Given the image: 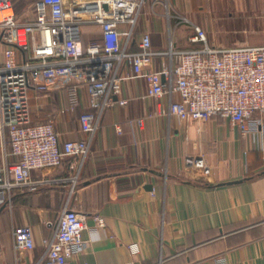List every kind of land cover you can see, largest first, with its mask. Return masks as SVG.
Masks as SVG:
<instances>
[{
    "label": "crops",
    "instance_id": "1",
    "mask_svg": "<svg viewBox=\"0 0 264 264\" xmlns=\"http://www.w3.org/2000/svg\"><path fill=\"white\" fill-rule=\"evenodd\" d=\"M144 3L132 50L144 32L157 51L200 48L192 41L195 25L210 46L264 45V0ZM82 31L85 45L101 39L99 24L85 23ZM170 62L169 55L156 56L153 68ZM118 73L122 91L101 115L84 162L66 157L57 168L33 170L34 180L49 182L16 190L0 208V264H55L45 257L44 240L53 237L65 206L88 221L87 247L65 264H264V115H255L259 133L244 134L219 116L170 114L177 94L148 96L145 73L135 74L125 62ZM80 93L72 107L67 87L32 89V121L54 118L62 141L86 138L79 121L88 110L84 85ZM24 224L32 227L35 247L15 250L14 229Z\"/></svg>",
    "mask_w": 264,
    "mask_h": 264
},
{
    "label": "built area",
    "instance_id": "2",
    "mask_svg": "<svg viewBox=\"0 0 264 264\" xmlns=\"http://www.w3.org/2000/svg\"><path fill=\"white\" fill-rule=\"evenodd\" d=\"M144 1L35 0L34 18H30L18 14L19 0H0V208L12 203L16 190H37L49 182L34 180L33 170L57 168L66 157L84 162L101 115L122 91L118 68L123 62L135 74L145 73L148 96H179L171 100L170 114L197 120L219 116L244 134L260 132L261 120L255 115H264V45L210 46L204 30L195 25L192 41L202 43L200 48L157 51L151 34L144 32L138 49L132 50ZM85 23L101 26L100 40L85 45ZM159 55H169L171 62L156 70L153 64ZM113 63L117 67L110 73ZM97 70L103 74L83 78ZM75 78L84 81L70 82ZM80 85L88 95V110L79 118L86 138L62 141L54 118L32 121V89L48 92L67 87L70 104L76 107L81 101ZM120 103L126 104L127 99ZM137 123L142 126L143 119ZM95 219L102 221L99 215ZM86 229V214L65 206L53 237L44 240L48 262L65 264L86 248ZM34 247L32 227H15V250ZM130 248L139 253L136 244Z\"/></svg>",
    "mask_w": 264,
    "mask_h": 264
},
{
    "label": "rangeland",
    "instance_id": "3",
    "mask_svg": "<svg viewBox=\"0 0 264 264\" xmlns=\"http://www.w3.org/2000/svg\"><path fill=\"white\" fill-rule=\"evenodd\" d=\"M35 0H20L18 3V13L20 16H26V15H29L30 18H34V15H33V11H32V6H33V3H34ZM184 27H186V25H183L181 27V31L183 30L184 32Z\"/></svg>",
    "mask_w": 264,
    "mask_h": 264
},
{
    "label": "trees",
    "instance_id": "4",
    "mask_svg": "<svg viewBox=\"0 0 264 264\" xmlns=\"http://www.w3.org/2000/svg\"><path fill=\"white\" fill-rule=\"evenodd\" d=\"M20 1V0H19ZM19 4V3H18ZM18 4H17V8H18ZM17 12H18V10H17ZM19 14V13H18Z\"/></svg>",
    "mask_w": 264,
    "mask_h": 264
}]
</instances>
